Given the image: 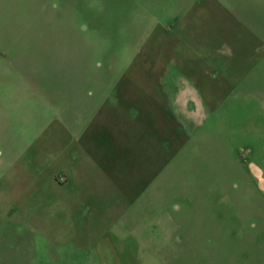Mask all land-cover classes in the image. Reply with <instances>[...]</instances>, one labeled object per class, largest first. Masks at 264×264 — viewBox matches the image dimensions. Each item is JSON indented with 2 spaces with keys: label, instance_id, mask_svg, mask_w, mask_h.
Listing matches in <instances>:
<instances>
[{
  "label": "rangeland",
  "instance_id": "rangeland-1",
  "mask_svg": "<svg viewBox=\"0 0 264 264\" xmlns=\"http://www.w3.org/2000/svg\"><path fill=\"white\" fill-rule=\"evenodd\" d=\"M0 264H264V0H0Z\"/></svg>",
  "mask_w": 264,
  "mask_h": 264
},
{
  "label": "crops",
  "instance_id": "crops-1",
  "mask_svg": "<svg viewBox=\"0 0 264 264\" xmlns=\"http://www.w3.org/2000/svg\"><path fill=\"white\" fill-rule=\"evenodd\" d=\"M162 40V39H161ZM160 40V41H161ZM125 87L124 88H119L118 89V95L119 93H121V96H119V98H117L116 100H114V103H108V101H106L104 103V105L102 106H97L95 114L93 115V121L92 123L87 126L86 128L83 129V131H81V136L78 138V144L77 147L79 149L80 152H82L83 154H85L92 163H99V167L94 164L95 166V172L96 173H103L104 177H113L115 178V169H113L112 167V163H111V158L113 157V153L115 151V137L112 135L111 133V125L113 126V117L115 115V113L117 112L119 114V116L121 115V118H127L128 116V110L127 108L130 106H132L133 108H137L138 109V113H139V117L140 115H142L143 112V108L147 105V104H141V102H133L131 103L129 101L128 104H124L121 103L122 99H123V94L125 91ZM183 93L185 92V90L182 91ZM189 93L192 95V92L189 91ZM111 94V93H110ZM182 94V93H181ZM110 97V95H109ZM185 97V98H184ZM181 100L179 99L178 102H176V104L178 105V107L181 106V111H183V113H185L186 115H188V113L186 112H190L191 115H194V113H199L200 112V105H198V103H196L197 105L194 106V102L192 103H188V100H190V97L187 99L186 96H184ZM187 100V101H186ZM186 103H185V102ZM197 101V100H196ZM159 106H161V104L157 103ZM192 104V105H191ZM156 105V106H158ZM145 116V114H143ZM101 116V117H100ZM189 116V115H188ZM98 137H100L101 139H105V148H106V158L107 160H105V158H100V155L96 156V154H94V148L96 150H98V144L95 143V140L98 139ZM124 138V137H123ZM92 151V152H91ZM112 152V153H110ZM98 154V153H97ZM88 155H90L91 157H89ZM100 159V162H97V160ZM111 166V167H110ZM122 176H125V172L124 170L121 172ZM53 183L57 184L58 187H63V184H65L69 179L68 177H63L62 179H53ZM124 184V183H123Z\"/></svg>",
  "mask_w": 264,
  "mask_h": 264
}]
</instances>
